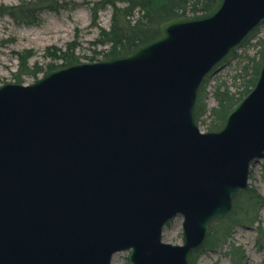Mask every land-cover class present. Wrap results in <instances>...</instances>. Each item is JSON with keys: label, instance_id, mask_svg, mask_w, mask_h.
<instances>
[{"label": "water", "instance_id": "95a60500", "mask_svg": "<svg viewBox=\"0 0 264 264\" xmlns=\"http://www.w3.org/2000/svg\"><path fill=\"white\" fill-rule=\"evenodd\" d=\"M263 20L264 0H215L129 54L0 84V264H191L264 156V61L217 130L198 90Z\"/></svg>", "mask_w": 264, "mask_h": 264}, {"label": "rangeland", "instance_id": "374dc122", "mask_svg": "<svg viewBox=\"0 0 264 264\" xmlns=\"http://www.w3.org/2000/svg\"><path fill=\"white\" fill-rule=\"evenodd\" d=\"M32 1L36 0H0V6L25 8L23 5L33 6ZM46 1L38 0L33 7L32 20L36 14L39 16L36 22H24L8 12L0 13V84L17 83V75L23 79L20 83L34 81L35 76L20 73L24 57L29 68H40L37 75L41 76L48 72L49 66L62 63L57 57L60 50L74 54L80 62L101 60L107 53L110 45L103 44L99 38L102 29L111 28L112 7L98 11L96 17L92 7L97 0ZM45 2L52 3L51 7ZM127 4L122 0L118 5ZM139 15L137 9L127 20H134ZM70 42L76 43L75 49L68 48ZM263 55L264 20L205 77L203 99L196 117L201 130L208 131L211 121H217L212 114V109L218 105L216 89L221 87V91L227 89L237 95L250 89ZM253 194L264 198V157L252 163L249 185L237 195L231 211L210 223L203 244L191 252V260L189 254L191 264H264V248L258 244L259 227L264 231V204L254 205ZM251 205L255 206V212L251 211ZM255 217L257 219L253 220ZM164 240L174 244L184 242L181 215L167 224ZM129 252L115 253L113 264H130Z\"/></svg>", "mask_w": 264, "mask_h": 264}, {"label": "trees", "instance_id": "16d2710c", "mask_svg": "<svg viewBox=\"0 0 264 264\" xmlns=\"http://www.w3.org/2000/svg\"><path fill=\"white\" fill-rule=\"evenodd\" d=\"M120 1L122 0H97L96 2H94V5L92 7L93 14L96 17H98V11L108 6L112 7L113 10L111 28L109 30L102 29L99 38L103 44L105 43L107 45H110L103 59L129 54L139 45L145 44L155 39L160 34L159 26L164 20L170 19L174 16L197 14L210 9L215 3V0H125L128 4L124 6L121 5L120 7ZM30 2L31 1H29V3ZM37 2L38 0L32 1L31 4L34 5L30 7H28V5H23V7L25 8H9L1 5L0 13L8 12L13 17H16L24 22H29L30 20L33 21V7L37 4ZM46 2L49 3V0ZM51 4H47V6L51 7ZM137 9L139 10L140 15L134 20H127V17L133 15L134 11ZM38 18L39 16H37L36 14L33 22H36ZM75 46V42H70L68 48L75 49ZM59 52L60 53L57 55V57L62 60V63L54 67L49 66L48 71L55 69V67L58 68L61 66H68L80 62L78 58H75L74 54L68 55V52H63L62 50H60ZM94 58L95 57H93L92 59L95 60ZM263 61L264 55L262 61L259 62L256 70V75H258L260 65ZM20 69V73L30 74L37 78V74L40 68H38L37 66L33 70L29 68L27 58L25 59L24 57L22 59ZM16 78L17 82H23V79L22 77H20V75H17ZM256 79L257 76L252 81V87L254 86ZM204 87L205 85L203 84L198 92V101L195 110V116L197 118L199 112L198 106H200L199 103L203 99ZM250 89L243 90L241 92V95H237L236 92L232 93L230 91H227V89L221 91V87H218L215 92L218 105L212 109V114L215 115V119L217 121L215 123L211 121L208 130L219 129L223 124L231 106L242 97H244ZM201 112H203V110ZM242 192H240L239 195H241ZM251 201L254 202V205H256L257 203L258 206L264 204V198L257 194H253ZM253 207L255 206L251 205V211L255 212V209ZM256 219L257 218L255 217L253 220ZM258 232V244L260 247L262 245V247L264 248V231L261 227H259ZM191 259L192 253L190 255V260Z\"/></svg>", "mask_w": 264, "mask_h": 264}, {"label": "bare ground", "instance_id": "6f19581e", "mask_svg": "<svg viewBox=\"0 0 264 264\" xmlns=\"http://www.w3.org/2000/svg\"><path fill=\"white\" fill-rule=\"evenodd\" d=\"M163 241H165V240H164V232H163ZM165 242H168V241H165ZM119 252H120V251H119Z\"/></svg>", "mask_w": 264, "mask_h": 264}]
</instances>
